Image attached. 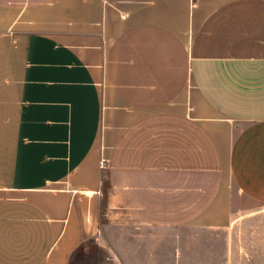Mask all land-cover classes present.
I'll use <instances>...</instances> for the list:
<instances>
[{"label":"crops","instance_id":"1","mask_svg":"<svg viewBox=\"0 0 264 264\" xmlns=\"http://www.w3.org/2000/svg\"><path fill=\"white\" fill-rule=\"evenodd\" d=\"M257 206L264 0H0V264H264Z\"/></svg>","mask_w":264,"mask_h":264},{"label":"rangeland","instance_id":"2","mask_svg":"<svg viewBox=\"0 0 264 264\" xmlns=\"http://www.w3.org/2000/svg\"><path fill=\"white\" fill-rule=\"evenodd\" d=\"M256 215L260 217L256 223L251 225H242L240 227L238 225H233V227L228 231V245L229 247H235V244L238 243L240 246H257L259 243H263L264 241V207H254L252 210L243 213V217L247 215ZM238 227V229H236ZM241 227L244 229V237L241 233ZM247 229V230H246ZM250 235V239H246V237ZM206 247H211L213 250L219 249L223 247V241L219 240H211L210 244L205 245ZM106 254L105 252L99 248L96 243H88L85 247V250L81 249L78 254L75 256L74 260L71 264H104L106 263Z\"/></svg>","mask_w":264,"mask_h":264},{"label":"built area","instance_id":"3","mask_svg":"<svg viewBox=\"0 0 264 264\" xmlns=\"http://www.w3.org/2000/svg\"><path fill=\"white\" fill-rule=\"evenodd\" d=\"M101 166L103 167V162L101 163Z\"/></svg>","mask_w":264,"mask_h":264}]
</instances>
